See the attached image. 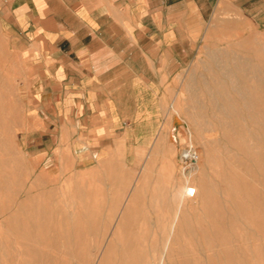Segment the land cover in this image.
<instances>
[{"label": "rangeland", "instance_id": "1", "mask_svg": "<svg viewBox=\"0 0 264 264\" xmlns=\"http://www.w3.org/2000/svg\"><path fill=\"white\" fill-rule=\"evenodd\" d=\"M207 17L191 57L175 60L172 74L158 69L161 139L134 165L95 139L76 152L65 130L39 153L22 137L20 102L2 92L0 264H150L161 255L163 264H264V128L250 123L247 107L255 98L264 114V35L248 34L226 10ZM218 54L229 65L246 60L261 78L241 86L245 102L217 69ZM212 75L225 78V103ZM184 147L197 152L200 169L190 178L195 194L181 197Z\"/></svg>", "mask_w": 264, "mask_h": 264}, {"label": "crops", "instance_id": "2", "mask_svg": "<svg viewBox=\"0 0 264 264\" xmlns=\"http://www.w3.org/2000/svg\"><path fill=\"white\" fill-rule=\"evenodd\" d=\"M222 10L264 35V0H0V95L39 153L65 130L76 152L95 139L134 165L161 139L158 69L190 58Z\"/></svg>", "mask_w": 264, "mask_h": 264}, {"label": "bare ground", "instance_id": "3", "mask_svg": "<svg viewBox=\"0 0 264 264\" xmlns=\"http://www.w3.org/2000/svg\"><path fill=\"white\" fill-rule=\"evenodd\" d=\"M211 53V52H210ZM232 53V52H231ZM234 53V52H233ZM236 54V53H235ZM209 55V54H208ZM207 57V56H206ZM213 57V56H212ZM227 56L223 55V54H218V56L216 58H220V62H218L217 66H218V70H220L219 72H221V74H223V76H227L228 80H229V85L233 86L234 92L235 94L239 97V99L241 100H245L247 99L246 96L244 95V91L242 90L241 86H253L258 87L261 85V78H258V76H256L255 78V74H254V68L252 66H250L248 64V62L246 60H239L238 56H234L232 59H235V63L234 65H229L225 59L221 60L222 58H226ZM251 60V59H250ZM206 69V68H205ZM209 72V71H208ZM211 73V72H209ZM185 76V75H184ZM211 83L214 86H217V90L218 93L220 95V100H222L225 103V100L228 98L227 93H226V89L224 86H226V81L224 77H220V76H215L212 75L211 76ZM183 86H188L187 88H189V86H193V82L191 80V77H189L187 80L185 79L183 81ZM202 86H205V90H208V84L205 80H202L201 82ZM257 85V86H256ZM195 91V90H194ZM190 93V92H189ZM193 93V92H192ZM201 96V95H200ZM196 96H194L195 98ZM191 99H193V96H191ZM196 100V99H195ZM198 100V99H197ZM216 102V101H215ZM194 103V102H193ZM217 103V102H216ZM221 104V105H224ZM196 105V104H195ZM189 107V106H188ZM249 108V112H250V123L252 125H254L255 127L258 128H264V114L262 112V108L258 107V104L256 103V99L255 98H250V102L249 105L247 106ZM194 110V109H193ZM206 110V109H205ZM200 112V111H199ZM196 113V112H195ZM201 114V113H200ZM198 115V114H197ZM222 121V120H221ZM223 122V121H222ZM184 126L186 128L190 127L188 124L186 125V123L184 124ZM183 126V127H184ZM193 130L196 131V127L195 126H191ZM187 130V129H186ZM182 134V133H181ZM180 134V135H181ZM209 134V133H208ZM218 134V133H215ZM199 135V134H198ZM207 135V134H206ZM209 136V135H208ZM210 137V136H209ZM199 138V137H198ZM213 140V138H211ZM224 142V141H223ZM185 145V144H184ZM225 145V144H224ZM183 148V147H182ZM185 148V147H184ZM230 149V148H229ZM228 149V150H229ZM203 150V148H202ZM257 152V151H256ZM231 155V154H230ZM233 156V155H232ZM236 157V156H235ZM199 158V155H198ZM182 171L185 170L184 172V176H185V181L182 184V187H180V189L178 190V192H180V196H184L185 194H187L188 196H193L196 192L197 189V185L195 183H191L190 182V178L194 175H196V173L199 171L200 169V165L198 164V159L197 161L193 162L192 165H187L186 167H182ZM242 169V168H241ZM143 177V176H142ZM144 178V177H143ZM233 178V177H232ZM241 178V177H240ZM247 179V178H246ZM245 179V180H246ZM256 182V181H254ZM86 186V185H85ZM259 186V185H258ZM252 190V189H251ZM214 191V190H213ZM220 191V190H219ZM227 192V190H226ZM108 203V202H107ZM13 207V206H12ZM118 209V208H117ZM124 210V209H123ZM9 211V210H8ZM233 211V210H232ZM10 212V211H9ZM122 218L121 217V223H122ZM179 218V214H175L174 215V219L171 222L170 225V229L171 231L169 232V234L174 233V226L175 223L177 222ZM116 219V218H115ZM237 221V220H236ZM47 223V222H46ZM94 223V222H93ZM153 223V222H152ZM155 225V224H154ZM137 226V224H136ZM48 239V238H46ZM168 239L169 236H167L165 244L163 246L164 249L168 248ZM187 239V238H186ZM188 241V240H187ZM57 242V241H56ZM79 242V241H78ZM29 243V242H28ZM32 243V242H31ZM45 247V246H44ZM49 247V246H48ZM212 249V248H211ZM49 250V249H48ZM58 250V249H57ZM214 250V249H213ZM44 252V250H42ZM59 251V250H58ZM76 252V251H75ZM239 252V250H238ZM19 255V254H18ZM67 255V254H66ZM107 255V254H106ZM84 256V255H83ZM96 256V255H95ZM75 257V256H74ZM66 258V257H65ZM164 255L159 256L157 259L153 258L152 261H150V264H163L164 263Z\"/></svg>", "mask_w": 264, "mask_h": 264}, {"label": "built area", "instance_id": "4", "mask_svg": "<svg viewBox=\"0 0 264 264\" xmlns=\"http://www.w3.org/2000/svg\"><path fill=\"white\" fill-rule=\"evenodd\" d=\"M198 154L193 150L192 147L184 148L182 152V167H186L187 165H192L193 162L197 161Z\"/></svg>", "mask_w": 264, "mask_h": 264}]
</instances>
